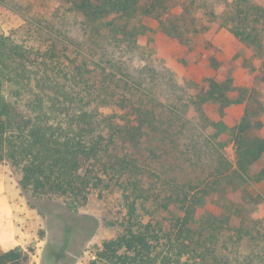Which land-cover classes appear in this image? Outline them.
<instances>
[{
    "label": "trees",
    "instance_id": "trees-1",
    "mask_svg": "<svg viewBox=\"0 0 264 264\" xmlns=\"http://www.w3.org/2000/svg\"><path fill=\"white\" fill-rule=\"evenodd\" d=\"M166 2L77 0V7L95 16H128L137 9L155 15ZM234 7L227 11L229 31L263 51L264 26L246 23L264 11L250 0ZM91 27L81 36L70 34L71 26H47V38L29 45L0 32V161L17 171L27 204L44 217L41 203L60 200L75 216L94 189L116 187L123 210L119 230L101 241L89 264H264V220L242 212L245 205L228 195L224 164L178 181L157 163L168 151L154 146L151 135L172 138L185 127L172 126L173 109L152 92L164 84L162 72L137 53L134 32ZM228 88L210 80L204 98L220 100ZM187 101L196 103L189 96ZM187 148L200 160L196 140ZM217 196L220 215L197 217L207 198ZM244 197L246 204L260 201L258 194ZM62 215L63 242L52 252L55 259L74 230ZM20 254L0 251V264H19Z\"/></svg>",
    "mask_w": 264,
    "mask_h": 264
},
{
    "label": "rangeland",
    "instance_id": "rangeland-1",
    "mask_svg": "<svg viewBox=\"0 0 264 264\" xmlns=\"http://www.w3.org/2000/svg\"><path fill=\"white\" fill-rule=\"evenodd\" d=\"M237 1L167 0L166 9L155 15L137 9L128 16H95L78 9L77 0H0V32L28 45L43 42L47 26H71L70 34L73 30L81 36L91 32V26L102 32L109 26H125L134 32L137 53L162 72L164 84L152 92H157V101L173 109L172 126L185 127L172 138L170 134L151 135L154 146L168 151L157 163L178 181L193 179L196 174L201 178L224 164L229 173V182H225L228 195L233 194L238 205H245L242 212L264 220V31L263 51L229 31L232 18L227 11H234ZM250 1L259 12L260 8L264 11V0ZM261 16L247 26H264V13ZM210 80L229 85L222 99L204 98ZM188 96L196 103L187 101ZM179 100L188 103L185 106ZM195 140L200 160L187 148ZM16 176L17 171L1 160L0 236L11 237V243L0 245V251L20 250L19 264H89L101 241L118 232L123 210L116 187L94 189L75 216L63 209L60 200L41 203L43 217L27 204ZM247 194H258L260 201L246 204ZM218 197L207 198L196 216L220 215L222 200ZM61 213L74 230L68 246L55 259L52 252L63 242ZM20 237L23 240L18 242Z\"/></svg>",
    "mask_w": 264,
    "mask_h": 264
},
{
    "label": "crops",
    "instance_id": "crops-1",
    "mask_svg": "<svg viewBox=\"0 0 264 264\" xmlns=\"http://www.w3.org/2000/svg\"><path fill=\"white\" fill-rule=\"evenodd\" d=\"M9 204V203H8ZM9 207H12L13 208V202H11L10 204H9ZM22 209H24V208H22ZM23 240V237H20V239H19V241L18 242H21ZM4 242H7V243H4ZM17 242V243H18ZM11 243V237H9V236H7V237H2V236H0V245L2 246L3 244L5 245V246H7V245H9ZM4 247V246H3Z\"/></svg>",
    "mask_w": 264,
    "mask_h": 264
}]
</instances>
